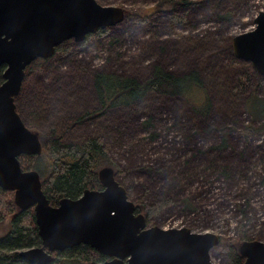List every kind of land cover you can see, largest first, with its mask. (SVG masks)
<instances>
[{"label":"rangeland","instance_id":"obj_1","mask_svg":"<svg viewBox=\"0 0 264 264\" xmlns=\"http://www.w3.org/2000/svg\"><path fill=\"white\" fill-rule=\"evenodd\" d=\"M95 1L130 15L107 36H93L83 46L70 40L67 54L26 70L15 106L39 135L53 127L64 143L102 136L122 166L114 176L131 202L174 198L149 226L211 233L218 238L211 263L230 264L227 252L238 250L241 233L249 239L244 241L264 243V117L255 118L264 106V85L248 61L232 62L233 38L254 29L264 0H187L200 4L148 14L145 22L136 13L159 0ZM175 15L185 21L174 23ZM156 66L177 76L200 74L210 100L206 118L185 98L160 93L69 128L72 119L98 108L94 72L142 82ZM249 72L244 93L235 92L238 77ZM247 127L255 133L246 135Z\"/></svg>","mask_w":264,"mask_h":264},{"label":"water","instance_id":"obj_2","mask_svg":"<svg viewBox=\"0 0 264 264\" xmlns=\"http://www.w3.org/2000/svg\"><path fill=\"white\" fill-rule=\"evenodd\" d=\"M123 19L122 8L95 0H0V66H5L0 85V189L13 191L19 208L33 209L41 245L19 253L31 264H50V253L81 244L109 258L100 264H212L209 251L218 244L215 235L147 226L111 168L98 172L102 190H85L77 199L62 198L51 206L39 174L20 167L21 155L41 154L38 134L24 125L15 106L25 69L36 59L52 56L64 42L82 43ZM253 23V30L233 38V54L264 78V11ZM238 252L242 264H264L263 242L243 241Z\"/></svg>","mask_w":264,"mask_h":264},{"label":"trees","instance_id":"obj_3","mask_svg":"<svg viewBox=\"0 0 264 264\" xmlns=\"http://www.w3.org/2000/svg\"><path fill=\"white\" fill-rule=\"evenodd\" d=\"M197 4L200 2L159 0L156 7L146 9L143 13H136V16L144 17L142 20L145 22L148 14L165 12L176 5L189 8ZM128 15L130 13H127L125 17ZM172 21L183 23L185 18L182 15H175ZM108 33L109 29H99L95 34L88 35L80 45H85L93 36L103 38ZM67 44L68 41L56 48L52 56L57 53L67 54L69 52ZM52 56L36 59L24 73L30 68L43 66ZM232 62L238 63V60L234 59ZM4 69V65L0 66V85L3 82ZM250 72L256 74L252 68ZM250 72L238 77L235 92L244 93L250 81ZM256 79L259 85H264V78L256 77ZM92 82L98 108L86 111L72 119L69 128L102 118L115 109L133 108L151 94L162 93L183 97L203 118L207 117L210 108V100L204 91L203 81L196 71L177 76L156 66L151 75L142 82L127 75L120 76L97 71L92 74ZM16 111L20 115L17 107ZM256 114L258 115H255V118L264 117V106ZM20 118L30 130L26 120L21 115ZM148 126L149 122H146L145 127ZM254 131L247 127L245 133L246 135L254 134ZM38 138L41 143V154L21 155L18 160L23 171L35 170L39 174L42 192L51 206H57L62 198L77 199L85 190H102L103 187L98 178V172L102 168H111L114 175L123 171L122 166L112 156L105 139L100 135L87 137L77 143H64L62 136L52 127L48 132L38 134ZM173 200L171 195H164L149 205L137 204L135 213L142 214L146 225L149 226L153 217L173 205ZM182 204L186 208L193 207L188 199H184ZM239 236L240 241L249 240L243 233ZM40 245L33 209L19 208L14 202V192L0 189V264H31L23 260L19 253ZM227 254L230 264L243 263V258L235 246H231ZM50 255L52 258L50 264H100L109 259L83 244L62 252L54 251Z\"/></svg>","mask_w":264,"mask_h":264}]
</instances>
